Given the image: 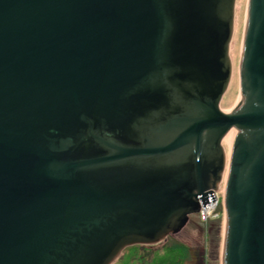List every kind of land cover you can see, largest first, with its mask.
<instances>
[{
  "label": "water",
  "instance_id": "water-1",
  "mask_svg": "<svg viewBox=\"0 0 264 264\" xmlns=\"http://www.w3.org/2000/svg\"><path fill=\"white\" fill-rule=\"evenodd\" d=\"M224 181L264 264V0H0V264L162 246Z\"/></svg>",
  "mask_w": 264,
  "mask_h": 264
},
{
  "label": "trees",
  "instance_id": "trees-1",
  "mask_svg": "<svg viewBox=\"0 0 264 264\" xmlns=\"http://www.w3.org/2000/svg\"><path fill=\"white\" fill-rule=\"evenodd\" d=\"M220 218L217 220H210L208 223H204V228L207 230V235L211 236V245L216 252L208 251L199 252L198 264H210L209 260L216 262L219 260V249L222 241V221L224 208L221 204L219 207ZM213 235V239H212ZM152 248V245H133L124 250V256L114 264H187L194 261L195 249L180 241L179 239L168 236L163 244L162 250L159 252H148ZM144 250H146L144 252ZM130 253V257L127 259L126 253ZM147 252V253H146ZM150 254L151 256L149 257ZM215 256V257H214ZM218 264V263H217Z\"/></svg>",
  "mask_w": 264,
  "mask_h": 264
},
{
  "label": "rangeland",
  "instance_id": "rangeland-1",
  "mask_svg": "<svg viewBox=\"0 0 264 264\" xmlns=\"http://www.w3.org/2000/svg\"><path fill=\"white\" fill-rule=\"evenodd\" d=\"M240 95H241V86H240ZM239 95V96H240ZM237 102L234 105L233 110L236 107ZM223 205V203H222ZM220 218V217H219ZM218 218V219H219ZM217 220V219H216ZM205 224L201 221V219L199 218L198 214H193L190 216L188 223L183 227V229H181L179 232L173 233L171 236L179 239L180 241L186 243L187 245H189L190 247H192L193 249H195V259L192 262H189L187 264H198V257H199V252L201 251H208V255L210 256V252H214L213 250V245H211V236L207 235V230L204 228ZM224 227H225V217H224V213H223V221H222V241H221V246L219 249V260L216 262L213 260H209L210 264H222V245H223V234H224ZM212 239H213V235H212ZM162 246H152L151 249L148 250V252L152 251V252H156L159 250V252L162 250ZM146 250H144L145 252ZM125 252H123L114 263H116L117 261H119V259H121V257H123L125 254ZM147 253V252H146ZM126 257L127 259L130 257V253H126ZM149 257L151 256L150 254H148ZM215 257V256H214ZM113 263V264H114Z\"/></svg>",
  "mask_w": 264,
  "mask_h": 264
},
{
  "label": "built area",
  "instance_id": "built-area-1",
  "mask_svg": "<svg viewBox=\"0 0 264 264\" xmlns=\"http://www.w3.org/2000/svg\"><path fill=\"white\" fill-rule=\"evenodd\" d=\"M225 188L226 181L220 183L217 189L214 191V198L211 199L207 213L205 215L198 214L202 222L208 223L210 220H216L221 216L219 207L223 203Z\"/></svg>",
  "mask_w": 264,
  "mask_h": 264
},
{
  "label": "bare ground",
  "instance_id": "bare-ground-1",
  "mask_svg": "<svg viewBox=\"0 0 264 264\" xmlns=\"http://www.w3.org/2000/svg\"><path fill=\"white\" fill-rule=\"evenodd\" d=\"M241 95L239 96L238 100H237V104H236V107L235 109L233 110V113L238 109L240 103H241ZM227 134V137H228V140H229V144H230V147H231V150H233V144H234V136H233V131H232V128L226 133Z\"/></svg>",
  "mask_w": 264,
  "mask_h": 264
}]
</instances>
